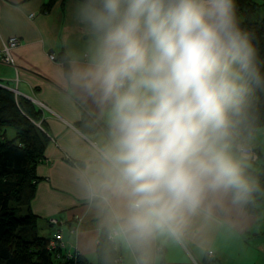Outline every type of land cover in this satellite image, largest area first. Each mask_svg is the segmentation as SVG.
Here are the masks:
<instances>
[{
	"label": "clouds",
	"instance_id": "1",
	"mask_svg": "<svg viewBox=\"0 0 264 264\" xmlns=\"http://www.w3.org/2000/svg\"><path fill=\"white\" fill-rule=\"evenodd\" d=\"M66 8L53 63L68 186L88 213L73 249L93 264L214 260L217 239L264 221V57L237 0Z\"/></svg>",
	"mask_w": 264,
	"mask_h": 264
},
{
	"label": "crops",
	"instance_id": "2",
	"mask_svg": "<svg viewBox=\"0 0 264 264\" xmlns=\"http://www.w3.org/2000/svg\"><path fill=\"white\" fill-rule=\"evenodd\" d=\"M66 0H0V47L10 38H16L18 46L10 51L11 60L17 71L0 63V86L15 89L18 96L30 101L40 110L41 124L35 125L47 138L43 155L35 167V191L29 203V211L37 217V229L49 238L54 229L49 218L65 222L68 227L73 217L85 223L88 213L72 196L66 177L65 161L69 158L64 133L60 123L65 121L61 111L57 88L56 69L53 61L45 56L59 50V41L68 24ZM13 92V90H12ZM4 135H13L10 129ZM264 210V209H258ZM75 213V214H74ZM91 226V224H89ZM65 231V229H64ZM65 233V251L73 252L70 237ZM219 251L216 264H264V221H253L245 234L238 239L223 243L217 239ZM76 251L85 264H93L86 249L77 243ZM191 264H200L207 257L197 258L185 249ZM166 264H179L178 258L169 253Z\"/></svg>",
	"mask_w": 264,
	"mask_h": 264
},
{
	"label": "trees",
	"instance_id": "3",
	"mask_svg": "<svg viewBox=\"0 0 264 264\" xmlns=\"http://www.w3.org/2000/svg\"><path fill=\"white\" fill-rule=\"evenodd\" d=\"M241 21L259 40L264 57V2L237 0ZM263 13V14H261ZM260 15V16H259ZM40 110L27 99L0 86V264H85L75 253L72 259L55 258L40 236L37 217L29 211L35 191V167L47 138L35 125ZM13 135L6 138L4 129ZM200 264H216L203 259Z\"/></svg>",
	"mask_w": 264,
	"mask_h": 264
},
{
	"label": "built area",
	"instance_id": "4",
	"mask_svg": "<svg viewBox=\"0 0 264 264\" xmlns=\"http://www.w3.org/2000/svg\"><path fill=\"white\" fill-rule=\"evenodd\" d=\"M19 42L16 38H10L6 42L2 43L0 47V63L9 67H12L15 73V81L17 78V71L14 67V64L11 60L10 51L15 49L18 46ZM45 56L49 61H54L55 55L52 52H46ZM14 95H17V92L15 89H12ZM76 221L81 222V218L78 216H75L70 221V224L67 227L66 234L68 236H71V233L74 228V223ZM48 225L53 227L54 233L51 237L47 240V246L46 249L54 254L55 258H63V259H72L73 254L77 253L75 250L73 252L65 251L66 246V240H65V231H64V224L63 221H60L55 218H49L48 219Z\"/></svg>",
	"mask_w": 264,
	"mask_h": 264
},
{
	"label": "rangeland",
	"instance_id": "5",
	"mask_svg": "<svg viewBox=\"0 0 264 264\" xmlns=\"http://www.w3.org/2000/svg\"><path fill=\"white\" fill-rule=\"evenodd\" d=\"M256 2H257L258 4H262V3L264 2V0H256ZM261 14H263V13H261ZM259 16H260V15H259ZM7 130L9 131L10 129L7 128ZM5 137H6V138H9V137H10V134H9V135L5 134ZM38 234H39L40 236H42L41 231H39Z\"/></svg>",
	"mask_w": 264,
	"mask_h": 264
},
{
	"label": "bare ground",
	"instance_id": "6",
	"mask_svg": "<svg viewBox=\"0 0 264 264\" xmlns=\"http://www.w3.org/2000/svg\"><path fill=\"white\" fill-rule=\"evenodd\" d=\"M11 91H12V89H11ZM47 223H48V221H47ZM63 226H65V222H63ZM64 228V227H63ZM65 229V231H67V227L66 228H64Z\"/></svg>",
	"mask_w": 264,
	"mask_h": 264
}]
</instances>
